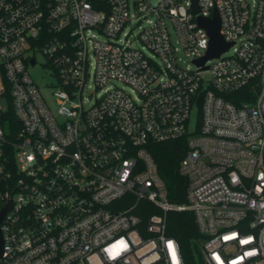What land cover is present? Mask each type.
<instances>
[{
  "label": "built area",
  "instance_id": "1",
  "mask_svg": "<svg viewBox=\"0 0 264 264\" xmlns=\"http://www.w3.org/2000/svg\"><path fill=\"white\" fill-rule=\"evenodd\" d=\"M195 1L0 0V264H183L180 210L202 264H264V0ZM178 137L180 203L148 148Z\"/></svg>",
  "mask_w": 264,
  "mask_h": 264
},
{
  "label": "trees",
  "instance_id": "2",
  "mask_svg": "<svg viewBox=\"0 0 264 264\" xmlns=\"http://www.w3.org/2000/svg\"><path fill=\"white\" fill-rule=\"evenodd\" d=\"M247 99L245 97L243 100ZM251 100V99H250ZM185 137L158 142H149L148 148L157 166V172L163 178L168 198L173 202L186 201L187 178L178 172L179 162L187 147ZM167 232L180 244L183 264H202L201 245L203 235L199 232L191 211H169L167 214Z\"/></svg>",
  "mask_w": 264,
  "mask_h": 264
},
{
  "label": "water",
  "instance_id": "3",
  "mask_svg": "<svg viewBox=\"0 0 264 264\" xmlns=\"http://www.w3.org/2000/svg\"><path fill=\"white\" fill-rule=\"evenodd\" d=\"M193 1L195 2L193 6V11L195 12L197 10L196 1ZM198 22L199 25L203 27L207 31V34L210 36L206 56L195 60V63L202 66L206 60L213 57H218L221 53H223V51L227 50L230 44L225 43L222 35L219 34L220 19L218 18L216 11L213 13V16L209 19L198 17ZM2 246V236L0 231V255L2 252Z\"/></svg>",
  "mask_w": 264,
  "mask_h": 264
},
{
  "label": "rangeland",
  "instance_id": "4",
  "mask_svg": "<svg viewBox=\"0 0 264 264\" xmlns=\"http://www.w3.org/2000/svg\"><path fill=\"white\" fill-rule=\"evenodd\" d=\"M31 74L33 75V78L37 81V82H40V80H42L43 77L46 78V73H44V70L42 69H38V68H33L31 70ZM118 86H120L118 83H116ZM43 91V94H44V97L46 99V101L48 103H50L51 105L53 104V101H52V98L50 96V93H49V90H42ZM191 121H192V126L195 124V113L192 114V117H191Z\"/></svg>",
  "mask_w": 264,
  "mask_h": 264
}]
</instances>
